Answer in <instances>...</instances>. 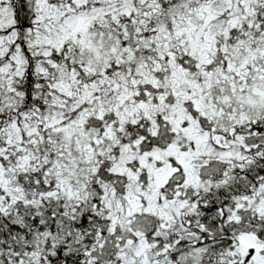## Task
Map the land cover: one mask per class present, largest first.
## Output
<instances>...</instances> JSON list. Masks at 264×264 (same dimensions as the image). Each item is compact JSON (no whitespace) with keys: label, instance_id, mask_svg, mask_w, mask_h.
I'll use <instances>...</instances> for the list:
<instances>
[{"label":"snow or ice","instance_id":"6c2138e0","mask_svg":"<svg viewBox=\"0 0 264 264\" xmlns=\"http://www.w3.org/2000/svg\"><path fill=\"white\" fill-rule=\"evenodd\" d=\"M0 264H264V0H0Z\"/></svg>","mask_w":264,"mask_h":264}]
</instances>
